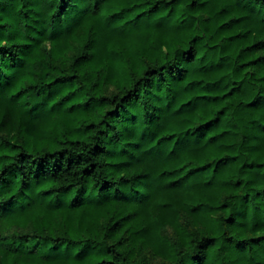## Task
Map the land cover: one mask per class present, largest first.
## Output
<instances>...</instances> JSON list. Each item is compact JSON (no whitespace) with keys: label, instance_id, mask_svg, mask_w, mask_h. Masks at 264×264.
Returning a JSON list of instances; mask_svg holds the SVG:
<instances>
[{"label":"trees","instance_id":"obj_1","mask_svg":"<svg viewBox=\"0 0 264 264\" xmlns=\"http://www.w3.org/2000/svg\"><path fill=\"white\" fill-rule=\"evenodd\" d=\"M0 264H264V0H0Z\"/></svg>","mask_w":264,"mask_h":264}]
</instances>
